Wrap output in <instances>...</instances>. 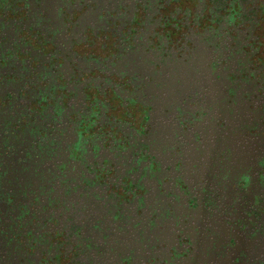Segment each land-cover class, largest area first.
Wrapping results in <instances>:
<instances>
[{"label":"flooded vegetation","instance_id":"flooded-vegetation-1","mask_svg":"<svg viewBox=\"0 0 264 264\" xmlns=\"http://www.w3.org/2000/svg\"><path fill=\"white\" fill-rule=\"evenodd\" d=\"M0 264H264V0H0Z\"/></svg>","mask_w":264,"mask_h":264},{"label":"rangeland","instance_id":"rangeland-1","mask_svg":"<svg viewBox=\"0 0 264 264\" xmlns=\"http://www.w3.org/2000/svg\"><path fill=\"white\" fill-rule=\"evenodd\" d=\"M220 240H222V238ZM222 242H223V240L221 241V245H222Z\"/></svg>","mask_w":264,"mask_h":264}]
</instances>
